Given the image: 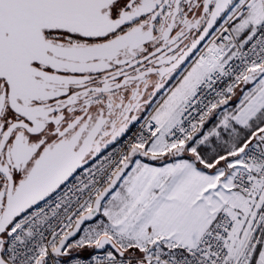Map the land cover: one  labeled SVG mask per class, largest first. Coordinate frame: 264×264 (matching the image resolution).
<instances>
[{"label": "snow or ice", "instance_id": "1", "mask_svg": "<svg viewBox=\"0 0 264 264\" xmlns=\"http://www.w3.org/2000/svg\"><path fill=\"white\" fill-rule=\"evenodd\" d=\"M0 264H264V0H0Z\"/></svg>", "mask_w": 264, "mask_h": 264}]
</instances>
